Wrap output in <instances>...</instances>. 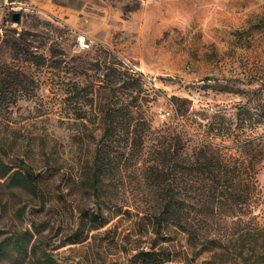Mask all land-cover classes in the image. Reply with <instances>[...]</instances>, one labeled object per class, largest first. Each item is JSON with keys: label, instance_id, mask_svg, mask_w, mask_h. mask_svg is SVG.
I'll list each match as a JSON object with an SVG mask.
<instances>
[{"label": "rangeland", "instance_id": "obj_1", "mask_svg": "<svg viewBox=\"0 0 264 264\" xmlns=\"http://www.w3.org/2000/svg\"><path fill=\"white\" fill-rule=\"evenodd\" d=\"M127 74L143 80L151 125L167 136L180 125L220 147L263 136L264 0H10L0 11V174L11 168L0 175V264H131L149 245L137 212L153 196L129 168L109 188L122 209H105L102 227L82 185L108 89ZM252 164L256 198L214 227L240 258L234 246L198 255L173 231L167 264L222 253L231 264L264 262V161Z\"/></svg>", "mask_w": 264, "mask_h": 264}, {"label": "trees", "instance_id": "obj_2", "mask_svg": "<svg viewBox=\"0 0 264 264\" xmlns=\"http://www.w3.org/2000/svg\"><path fill=\"white\" fill-rule=\"evenodd\" d=\"M143 85L140 77L127 74L119 89H108L103 130L82 182L94 198L99 227L109 220L103 214L105 209L113 207L115 213L122 209V194L114 196L109 188L117 180L116 173L129 168L132 177L147 186L154 200L149 211L137 212L141 223H147L145 233L150 232L152 238L145 249H134L131 264L172 262L175 254L168 244L173 240V231L183 233L198 255L225 253L234 246L233 260H238L243 249L231 244L214 227L256 198L258 182L252 163L264 161V135L230 147H220L208 138L195 139L182 125L180 131L167 136L151 125L150 100L142 95L149 91ZM178 112L183 116L187 110ZM221 133L229 134L228 130ZM224 149L233 150L237 156L226 155ZM10 170V166H4L0 175L5 176ZM22 177L34 187L28 174ZM223 253L217 262L207 260L202 264H231ZM253 264L264 262L255 260Z\"/></svg>", "mask_w": 264, "mask_h": 264}, {"label": "water", "instance_id": "obj_3", "mask_svg": "<svg viewBox=\"0 0 264 264\" xmlns=\"http://www.w3.org/2000/svg\"><path fill=\"white\" fill-rule=\"evenodd\" d=\"M10 21L12 23H18L20 21V11L12 10L11 11V16H10Z\"/></svg>", "mask_w": 264, "mask_h": 264}, {"label": "crops", "instance_id": "obj_4", "mask_svg": "<svg viewBox=\"0 0 264 264\" xmlns=\"http://www.w3.org/2000/svg\"><path fill=\"white\" fill-rule=\"evenodd\" d=\"M9 6H10V0H0V11H3L6 7Z\"/></svg>", "mask_w": 264, "mask_h": 264}, {"label": "built area", "instance_id": "obj_5", "mask_svg": "<svg viewBox=\"0 0 264 264\" xmlns=\"http://www.w3.org/2000/svg\"><path fill=\"white\" fill-rule=\"evenodd\" d=\"M79 46H80L81 48H84V47H88V44L85 43L84 40H80V41H79Z\"/></svg>", "mask_w": 264, "mask_h": 264}]
</instances>
